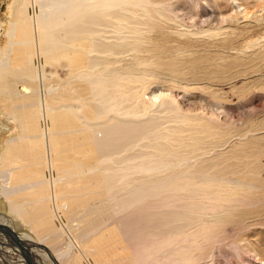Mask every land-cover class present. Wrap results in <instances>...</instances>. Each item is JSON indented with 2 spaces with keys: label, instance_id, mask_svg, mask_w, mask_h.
<instances>
[{
  "label": "bare ground",
  "instance_id": "bare-ground-1",
  "mask_svg": "<svg viewBox=\"0 0 264 264\" xmlns=\"http://www.w3.org/2000/svg\"><path fill=\"white\" fill-rule=\"evenodd\" d=\"M5 36L0 264H264V126L196 112L264 79V0H15Z\"/></svg>",
  "mask_w": 264,
  "mask_h": 264
},
{
  "label": "rangeland",
  "instance_id": "rangeland-1",
  "mask_svg": "<svg viewBox=\"0 0 264 264\" xmlns=\"http://www.w3.org/2000/svg\"><path fill=\"white\" fill-rule=\"evenodd\" d=\"M14 1L15 0H0V49H2L7 42L5 34L9 26V21L11 20ZM246 1L254 2L255 0H246ZM29 12L32 13L31 10H29ZM258 64L264 67V58L258 60ZM50 69H51L50 67L45 68L46 71H50ZM57 70H59V73L61 75H64L66 73L65 66L63 67L58 66ZM260 75L264 76V71ZM253 84H256L264 89V79L259 80V82H254ZM235 85L236 87H238L235 90H230L222 87L221 91H218L216 96L213 97V103L208 98L206 99V101L205 100L202 102L197 101L196 112L197 113L200 112L199 114L202 113L207 114V116L213 113L215 118H217L218 122L220 123V125L218 126H221L222 130L223 128L227 130L226 132L229 134V137H234V144H238L239 137L245 134L250 135L251 131H257L258 129H261L264 126V90L260 91L258 90L259 87L256 88L251 84V87H253V89H250V92L246 93L245 89L247 87L245 88L244 86H240L239 81H236ZM216 87L219 88L218 86ZM215 103H220L221 105L215 106ZM183 106L184 109L188 107L187 103H184ZM204 116L206 117V115ZM3 133L4 132H2V127L0 124V154L2 151L3 143L6 139V136L1 137V134ZM1 185L2 184L0 180V187ZM0 193H1V189H0ZM0 214L5 218L12 219L18 225L16 229V233H24L31 235L29 229L23 227V225L18 221V219L14 218V216L11 215L5 201L2 199L1 196H0ZM61 222H62L61 224L64 223L62 220ZM57 224L60 225V222L57 221ZM259 224H261L260 225L261 228L264 229V220L260 221ZM64 232L67 233L65 230ZM35 247L45 248L43 245H39V244H36ZM81 247H82L81 245H79V248L76 247L78 251L77 253L78 257H84V254L81 252L82 249ZM6 249L7 247L0 246V258L3 254V252L1 251L2 250L6 251ZM25 249H28V247L27 248L25 247ZM44 250L45 252L46 251L50 252L49 248H45ZM5 255L7 257L11 256L10 252H7V254ZM7 257L4 258L5 259V261H3V263L5 262L4 264H7L9 260L16 261L18 258V256L16 255L11 256V259H7ZM230 263H234V261L229 258H226L225 260L224 258H220V259H216L214 264H230Z\"/></svg>",
  "mask_w": 264,
  "mask_h": 264
},
{
  "label": "water",
  "instance_id": "water-1",
  "mask_svg": "<svg viewBox=\"0 0 264 264\" xmlns=\"http://www.w3.org/2000/svg\"><path fill=\"white\" fill-rule=\"evenodd\" d=\"M5 229V231H7L8 233H10L11 232V230L9 229V228H7V227H2V226H0V230H4ZM21 248H22V250L23 251H26L22 246H21ZM27 253V252H26Z\"/></svg>",
  "mask_w": 264,
  "mask_h": 264
}]
</instances>
